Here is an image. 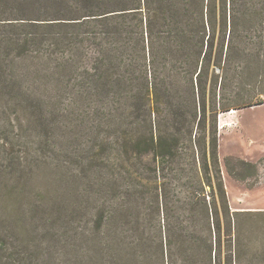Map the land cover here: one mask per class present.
<instances>
[{
  "label": "trees",
  "instance_id": "1",
  "mask_svg": "<svg viewBox=\"0 0 264 264\" xmlns=\"http://www.w3.org/2000/svg\"><path fill=\"white\" fill-rule=\"evenodd\" d=\"M262 67L264 0H0V115L28 113L42 149L83 148L78 264H264V210L230 206L217 132L263 103L246 89Z\"/></svg>",
  "mask_w": 264,
  "mask_h": 264
},
{
  "label": "rangeland",
  "instance_id": "2",
  "mask_svg": "<svg viewBox=\"0 0 264 264\" xmlns=\"http://www.w3.org/2000/svg\"><path fill=\"white\" fill-rule=\"evenodd\" d=\"M246 89L263 103L218 114V155L232 209L264 210V67L248 73ZM9 116L19 124L17 130ZM31 123L32 117L21 108L0 115V264H78L76 207L85 172L77 171L83 148L58 135L53 146L42 149ZM17 150L25 151L27 171L32 168L33 173L15 171L11 159ZM39 157L42 162L37 163ZM132 162L138 161H128L125 168ZM112 163L110 178L124 190L129 180H117L116 172L121 170L116 161ZM178 167L169 162L164 170L163 184L171 189V196L178 188ZM133 168L142 167L137 163ZM17 185L22 195L9 199L7 193ZM92 219L90 215L89 222Z\"/></svg>",
  "mask_w": 264,
  "mask_h": 264
},
{
  "label": "bare ground",
  "instance_id": "3",
  "mask_svg": "<svg viewBox=\"0 0 264 264\" xmlns=\"http://www.w3.org/2000/svg\"><path fill=\"white\" fill-rule=\"evenodd\" d=\"M235 111H237V110L234 109V110H230L229 112H235Z\"/></svg>",
  "mask_w": 264,
  "mask_h": 264
},
{
  "label": "water",
  "instance_id": "4",
  "mask_svg": "<svg viewBox=\"0 0 264 264\" xmlns=\"http://www.w3.org/2000/svg\"><path fill=\"white\" fill-rule=\"evenodd\" d=\"M259 105V104H258Z\"/></svg>",
  "mask_w": 264,
  "mask_h": 264
}]
</instances>
